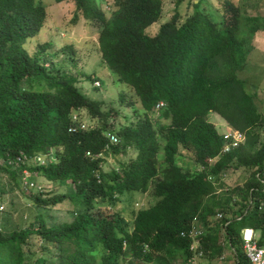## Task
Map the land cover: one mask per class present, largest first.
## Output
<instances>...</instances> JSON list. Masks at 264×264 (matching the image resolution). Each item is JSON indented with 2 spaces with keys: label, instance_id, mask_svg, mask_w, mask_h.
<instances>
[{
  "label": "trees",
  "instance_id": "1",
  "mask_svg": "<svg viewBox=\"0 0 264 264\" xmlns=\"http://www.w3.org/2000/svg\"><path fill=\"white\" fill-rule=\"evenodd\" d=\"M73 1L71 22L81 17L96 25L102 62L134 93L141 112L119 129L118 143L109 144L106 130L118 111L103 109L101 102L83 96L72 74L53 75L54 53L32 55L26 50V42L45 23L46 7L38 0H0V168L19 177L4 161L20 153L28 158L46 155V164L29 171L50 182H68L73 193L46 200L37 195L36 205L54 206L68 199L88 206L70 223L49 227L37 217V227L9 235L0 231V264H28L27 248L34 234L57 248L59 264H117L118 257L151 263L157 256L165 264L177 258L185 262L190 241L180 233L194 219L206 225L216 210H224L229 200L217 194V181L213 184L209 177L217 180L233 167L252 172L240 190V216L224 220V238L239 247L241 232L249 228L260 231L259 244L264 245V212L259 211L264 199V133L259 132L264 116L238 76L264 32V17L223 0L220 20L214 21L200 0H192V14L180 20L176 11L149 35L147 29L162 17V0ZM109 1L116 11L108 18L103 5ZM159 103L164 106L156 111ZM78 110L98 119L101 127L71 133L72 115ZM209 113L242 134L244 142L222 154L225 142L208 122ZM128 148L136 155L120 171H102L103 153L119 154ZM182 150L191 153L194 165L203 171L184 172L176 162ZM150 190L156 202L132 212L130 232L125 231L124 219L88 211L97 198L116 205L130 193ZM218 236L217 227L202 239L203 251L211 257L221 253ZM236 253V264H248L241 250Z\"/></svg>",
  "mask_w": 264,
  "mask_h": 264
},
{
  "label": "rangeland",
  "instance_id": "2",
  "mask_svg": "<svg viewBox=\"0 0 264 264\" xmlns=\"http://www.w3.org/2000/svg\"><path fill=\"white\" fill-rule=\"evenodd\" d=\"M38 1L46 7L47 17L39 34L26 42V50L32 55L37 54V52H41V54L43 52L54 53L55 58L51 62L54 65V68L51 69L54 73L53 75L63 78L72 74L83 96L90 100L101 102L103 109H116L118 114L113 115L114 117L109 121V129L106 130L107 133L116 135L119 129H122L131 120H135L136 112H141V109L130 88L126 84L119 82L117 77L102 62L98 51V30L96 25L85 21L81 17L76 24L71 22L74 11L73 0H66L61 3H55L54 0ZM197 1L194 0V3ZM200 1L202 2L201 8L206 10L214 21L220 20V4L223 0ZM230 1L242 5L247 14H260L264 17V0L258 1L259 6L255 1ZM162 2V17L157 23L147 29L149 35L155 34L160 25L169 21L176 11L180 15V20H184L193 12L192 0H184L180 4H178V0H162ZM103 10L109 18L112 12L116 11V8L113 2L109 1L103 5ZM258 37L259 40L250 56L246 70L238 74V76L247 83L249 90L247 87L246 90L253 92L257 108L264 116V32ZM43 47H47V49L45 50ZM130 105H133V108L129 107ZM78 114L84 123L88 125L89 129L101 127L102 123L98 119L90 117L87 111L79 110ZM209 114L211 116L207 120L210 123H213V117L220 118L215 113ZM165 123H168V121H165ZM215 128L220 135H224L228 131L218 124H216ZM259 132L264 133V127L259 129ZM135 155L136 152L132 148H128L119 154H113L110 151L103 153L101 158L104 160V164L101 169L104 173L118 172L122 165L135 157ZM52 160H55V158H52ZM159 161L160 169H163L165 165L162 152L159 155ZM176 162L184 172L196 174L203 171L201 167L194 165L192 154L189 152L182 150L177 155ZM29 165L28 170L36 167L34 164ZM251 172L245 168L236 169L233 167L216 180L217 194L224 196L229 202L224 210H216L214 216L208 220L206 225H202L206 234L212 233L217 227L219 228L220 236L218 237H220V240H217L216 245L220 248L221 253L211 257L207 251L203 255L202 264L237 263V253L235 254L234 250L239 252L241 246L233 247L230 245L229 241L224 238L223 225L225 219L231 220L240 216L241 210L239 207L242 204L240 190H243ZM30 173L31 179L43 190L41 194L25 190L19 183V177L13 178L2 166L0 168V231L4 235L30 227H37V217H40L49 227L61 223H70L74 220L77 213L88 209L87 205L80 206L68 199L54 206L39 207L34 202L33 197L40 195L42 199L46 200L53 195L73 193V189L68 182H50L42 178L34 170L33 173ZM220 185H224V187L220 188ZM128 196L129 198H124V202L116 203V205H112L109 201L102 204L100 199L97 198L92 201L88 211L124 219L125 231L130 232L132 230V212L153 206L156 198L152 195L151 190L145 194L130 193ZM27 249L28 264H59L57 261V248L52 244H43L35 234L30 236ZM117 262V264H165L162 260H159L158 256L151 263L140 260L130 261L121 257L117 258ZM185 262L181 258H177L172 264H185Z\"/></svg>",
  "mask_w": 264,
  "mask_h": 264
},
{
  "label": "built area",
  "instance_id": "3",
  "mask_svg": "<svg viewBox=\"0 0 264 264\" xmlns=\"http://www.w3.org/2000/svg\"><path fill=\"white\" fill-rule=\"evenodd\" d=\"M163 106L164 103H159L156 105L155 110L158 111ZM78 112L79 110L75 111L72 115V126L69 130L71 133L89 129L88 125H86L80 118ZM106 137L109 140V144L115 145L118 143V138L115 135L106 134ZM222 137L225 142L222 154L230 152L232 149L238 148L244 142L243 135L233 129H229L226 134L222 135ZM86 156L95 158L90 153H87ZM47 161L46 155L39 154L32 158H28L23 153H20L15 160H6L4 162H6V165L12 170H17L20 184L25 190L41 193L43 190L31 179V173L28 170V166H30L29 164L44 165L47 163ZM209 181H211L213 184H216V179L214 176H210ZM262 184V191L264 192V181H262ZM259 211L264 212V199L259 204ZM206 235L207 234L203 229L202 223L197 221V219L193 220L189 229L180 233L181 238H185L190 241V256L186 260L185 264H200V261L204 255L202 239L205 238ZM234 253L236 254L235 250ZM241 253L248 264H264V245L259 244V236L256 234L255 230L246 228L241 232Z\"/></svg>",
  "mask_w": 264,
  "mask_h": 264
},
{
  "label": "crops",
  "instance_id": "4",
  "mask_svg": "<svg viewBox=\"0 0 264 264\" xmlns=\"http://www.w3.org/2000/svg\"><path fill=\"white\" fill-rule=\"evenodd\" d=\"M197 3V2H196ZM258 40H259V37H257V39H256V42L255 43H257L258 42ZM210 116H211V114H209L208 115V120H209V118H210ZM220 117V116H219ZM214 119H213V125L216 127V124H218V125H220L221 127H223V128H225L226 130H229V129H231V127H229L228 125H227V123L223 120V119H220V118H217V117H213ZM214 123H216V124H214ZM223 135V134H222ZM256 231V230H255ZM256 233H258L257 231H256ZM258 236H259V242H260V239H261V235H260V232L257 234ZM203 263V261L201 260L200 261V264H202Z\"/></svg>",
  "mask_w": 264,
  "mask_h": 264
}]
</instances>
